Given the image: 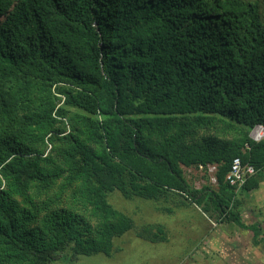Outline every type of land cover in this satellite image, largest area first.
<instances>
[{
	"label": "trees",
	"instance_id": "trees-1",
	"mask_svg": "<svg viewBox=\"0 0 264 264\" xmlns=\"http://www.w3.org/2000/svg\"><path fill=\"white\" fill-rule=\"evenodd\" d=\"M258 124L261 0H0V264L110 256L133 228L114 191L184 196L264 244V216L242 215L264 183ZM235 158L257 169L240 189ZM209 165L218 184L190 185Z\"/></svg>",
	"mask_w": 264,
	"mask_h": 264
},
{
	"label": "rangeland",
	"instance_id": "rangeland-1",
	"mask_svg": "<svg viewBox=\"0 0 264 264\" xmlns=\"http://www.w3.org/2000/svg\"><path fill=\"white\" fill-rule=\"evenodd\" d=\"M261 2L264 7V0ZM184 170L193 187L209 185L206 172ZM242 200V215L247 224L254 221L252 214L264 216V183L248 196H242ZM108 202L132 218L133 228L115 240L110 256L92 255L69 264H264V244L254 246L251 232L216 223L184 196L172 195L158 203L128 200L114 191L109 193ZM159 227L163 231L158 243H154L151 238L160 232ZM139 233L144 236L139 237ZM163 238L166 241L161 242Z\"/></svg>",
	"mask_w": 264,
	"mask_h": 264
},
{
	"label": "built area",
	"instance_id": "built-area-1",
	"mask_svg": "<svg viewBox=\"0 0 264 264\" xmlns=\"http://www.w3.org/2000/svg\"><path fill=\"white\" fill-rule=\"evenodd\" d=\"M62 103L59 105L61 106ZM251 139L254 142H261L264 139V125L258 124L256 125L250 134ZM199 169L203 172H206L209 175L210 181L213 185H217V166L209 165L207 167L200 166ZM257 174V169L255 166L251 164H244L240 158H235L233 160L231 170L229 171L226 180L229 182L231 186L240 189L243 187L249 178L255 176Z\"/></svg>",
	"mask_w": 264,
	"mask_h": 264
},
{
	"label": "clouds",
	"instance_id": "clouds-1",
	"mask_svg": "<svg viewBox=\"0 0 264 264\" xmlns=\"http://www.w3.org/2000/svg\"><path fill=\"white\" fill-rule=\"evenodd\" d=\"M56 95L61 99V102L59 103V105L62 103V105L61 106H63V104H64V101H65V98L62 96V95H58L57 93H56ZM58 105V107L57 108H60L61 106H59ZM262 125H264V124H262ZM253 130V129H252ZM251 130V131H252ZM251 134V133H250ZM209 176V175H208ZM209 181H210V179H209ZM210 183H211V181H210ZM212 184V183H211ZM213 185V184H212ZM216 186V185H215Z\"/></svg>",
	"mask_w": 264,
	"mask_h": 264
},
{
	"label": "crops",
	"instance_id": "crops-1",
	"mask_svg": "<svg viewBox=\"0 0 264 264\" xmlns=\"http://www.w3.org/2000/svg\"><path fill=\"white\" fill-rule=\"evenodd\" d=\"M261 187V186H260Z\"/></svg>",
	"mask_w": 264,
	"mask_h": 264
}]
</instances>
